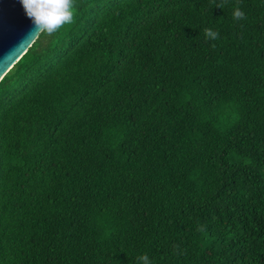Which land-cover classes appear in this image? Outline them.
Here are the masks:
<instances>
[{
    "label": "trees",
    "instance_id": "1",
    "mask_svg": "<svg viewBox=\"0 0 264 264\" xmlns=\"http://www.w3.org/2000/svg\"><path fill=\"white\" fill-rule=\"evenodd\" d=\"M74 9L0 80V264H264V0Z\"/></svg>",
    "mask_w": 264,
    "mask_h": 264
},
{
    "label": "clouds",
    "instance_id": "2",
    "mask_svg": "<svg viewBox=\"0 0 264 264\" xmlns=\"http://www.w3.org/2000/svg\"><path fill=\"white\" fill-rule=\"evenodd\" d=\"M24 15L31 21L29 35L43 38H51L66 25L75 22L74 0H18ZM227 0L213 3L217 8H223ZM236 20L245 18V13L237 7L233 11ZM207 39L215 40L219 34L210 28L204 30ZM140 264H151L149 257L141 255L138 257Z\"/></svg>",
    "mask_w": 264,
    "mask_h": 264
},
{
    "label": "water",
    "instance_id": "3",
    "mask_svg": "<svg viewBox=\"0 0 264 264\" xmlns=\"http://www.w3.org/2000/svg\"><path fill=\"white\" fill-rule=\"evenodd\" d=\"M18 0H0V80L36 40Z\"/></svg>",
    "mask_w": 264,
    "mask_h": 264
}]
</instances>
